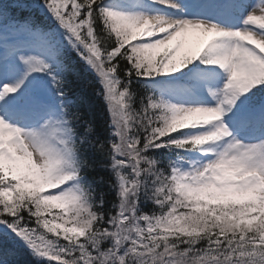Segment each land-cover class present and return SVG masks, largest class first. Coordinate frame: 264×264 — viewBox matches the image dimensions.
Returning a JSON list of instances; mask_svg holds the SVG:
<instances>
[{"label": "snow or ice", "instance_id": "obj_1", "mask_svg": "<svg viewBox=\"0 0 264 264\" xmlns=\"http://www.w3.org/2000/svg\"><path fill=\"white\" fill-rule=\"evenodd\" d=\"M0 264H264V0H0Z\"/></svg>", "mask_w": 264, "mask_h": 264}]
</instances>
